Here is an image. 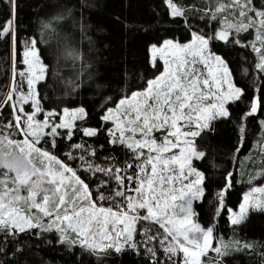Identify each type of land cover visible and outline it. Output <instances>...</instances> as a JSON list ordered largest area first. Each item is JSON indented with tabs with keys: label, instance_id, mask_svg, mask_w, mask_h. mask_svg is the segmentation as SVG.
<instances>
[{
	"label": "snow or ice",
	"instance_id": "6c2138e0",
	"mask_svg": "<svg viewBox=\"0 0 264 264\" xmlns=\"http://www.w3.org/2000/svg\"><path fill=\"white\" fill-rule=\"evenodd\" d=\"M0 2L7 6L0 40H10L13 66L12 81L0 99V118L5 108L11 110L10 118L0 123V234L4 239L34 229L38 234L54 232L57 243L69 250L82 249L101 262L131 251L145 255L148 264H224L233 252L254 248L250 243L223 239L214 246L215 224L202 226L194 207L204 200L208 178L193 162L207 156L197 141L207 143L216 122H231L234 107L246 103L245 88L237 86L228 61L211 50L213 41L241 45L242 33L252 36L251 40L244 36L247 43L242 46L256 53L253 68L257 75L246 110L235 117L239 121L235 151L244 147L249 119H257L264 132V119H258L264 116V0H214V6L199 17L215 22L211 35L192 30L188 8L165 0L168 15L183 18L190 40L166 39L159 46L151 45L149 63L155 68L161 60L163 71L147 79L142 88L120 87L125 84L123 76L114 81L116 97L103 96L100 102V127L85 126L90 114L83 105L45 110L39 91L49 78V65L38 44L48 43L46 33H56L54 24L67 22L78 28L81 41L93 51L95 42L87 23L92 5L76 0L75 8L65 6L63 12L41 21L39 38L20 41L19 0ZM57 37L65 57L82 62L77 78L65 82L75 91L92 65L83 51L68 45L67 37L59 33ZM243 71L247 75V69ZM92 77L88 72V80ZM77 134L83 138L106 135L107 143L125 149L129 159L122 165L111 158L105 165L97 164L98 150L86 139L70 143L65 159L57 156V141H72ZM256 147L264 157V141L258 140ZM73 161L79 162L75 168ZM81 172L94 178V186ZM261 178L264 159L260 170L249 175V190L234 211L225 203L234 180L228 172L224 186L215 193L213 218L226 212L229 223L239 226L251 213H264V186H253Z\"/></svg>",
	"mask_w": 264,
	"mask_h": 264
},
{
	"label": "trees",
	"instance_id": "16d2710c",
	"mask_svg": "<svg viewBox=\"0 0 264 264\" xmlns=\"http://www.w3.org/2000/svg\"><path fill=\"white\" fill-rule=\"evenodd\" d=\"M87 2L92 5L87 23L90 26L89 35L95 42L94 50L90 52L86 41H81L77 27L67 22H61V25L54 24L56 33H46L49 37L48 43L38 44L44 62L49 65V78L39 85V91L41 104L45 109L60 111L64 107L83 105L90 114V120L85 126L100 127L99 116L102 115L100 102L103 96L116 97L117 92L114 89L118 85L114 81H119L123 76L125 84L120 87L133 89L144 87L147 79L153 78L163 70L161 61H157L155 68L149 63L151 44L161 43L167 38L186 42L190 40V35L183 18H172L168 15L165 0H87ZM176 2L189 9L188 23L192 25V30L213 34L215 22L206 23L199 17L203 16L205 10L214 6V0H176ZM65 6L75 8L76 0H19V40L23 41L29 36L39 38L41 21H48L54 15L63 12ZM6 7V4L0 2V22L4 18ZM57 33L61 37L68 38V45L83 51L85 60L92 65V68L80 77L84 83L75 91H72L65 82L77 78L82 62L74 63L71 58L65 57L64 45L58 39ZM244 36H247L248 40L252 39V36L242 33L241 45L225 44L219 41H213L211 45L212 51L220 53L228 61L237 86L245 88L247 96L244 105L238 104L234 107V119L231 122H216L215 131L206 137L208 142L197 141L198 148L205 150L207 156L204 160L195 161V165L204 171L208 178L205 182L206 194L203 202L194 204L199 213L198 220L204 226L215 224L217 231H222L225 235L232 232L233 226L229 223L226 212H221L219 216L213 218L212 213L216 208L215 193L224 186L226 174L232 172L233 187L228 191L225 203L228 207L237 209L242 202L243 194L249 190L250 185L247 183L249 175L260 170L261 160L264 159L256 147L258 140L264 141V132L257 123V119H249L244 147L239 153L235 151L238 143L236 125L239 123L235 117H239L246 110V104L252 96L253 80L257 75L253 68L256 53L251 48L242 46L247 43V40L243 39ZM17 47L19 51V43ZM16 67L18 69L23 67L19 57H17ZM12 68L10 40L5 38L0 40V99H3L12 81ZM244 69H247V75L244 74ZM88 72L93 73L91 80L87 78ZM98 85L101 87H97ZM110 88L113 90L110 91ZM10 112L9 108L3 110L0 123L10 118ZM258 119H264V116H259ZM107 126L110 127V125ZM83 139L97 148L98 157L95 159L97 164L105 165L107 158H111L122 165L129 159L125 149L107 143L106 135L83 138L77 134L72 141L59 139L57 148L54 150L55 154L65 159V154L69 150L68 145L81 142ZM100 145H103L102 150ZM42 146L50 149L49 144ZM70 163L75 168L79 162ZM79 174L90 184V187L94 186L93 177L84 172ZM263 181L264 178L258 179L253 182V186ZM210 200L211 204H209ZM258 215L261 216L264 213H258ZM38 232L39 230L34 229L9 236L7 239L0 234V264H148V258L145 255H135L131 251L113 255L101 262L82 249L69 250L66 245L57 243L58 234L54 232L39 234ZM236 234L241 240L256 238L259 243L252 254L237 253L227 257V260L231 264H264L262 259L264 237L256 233H251L252 236L241 234L238 230Z\"/></svg>",
	"mask_w": 264,
	"mask_h": 264
},
{
	"label": "rangeland",
	"instance_id": "374dc122",
	"mask_svg": "<svg viewBox=\"0 0 264 264\" xmlns=\"http://www.w3.org/2000/svg\"><path fill=\"white\" fill-rule=\"evenodd\" d=\"M167 39L176 40L174 38H167ZM179 42H181V41H179ZM186 42H188V41H186ZM161 43H153V44H156V45L159 46ZM181 43H185V42H181ZM153 44H151V45H153ZM215 53H217V52H215ZM217 54L221 55L220 53H217ZM159 61H161V60H159ZM162 64H163V62H162ZM163 68H164V65H163ZM68 108H75V107H68ZM26 110H29V109L26 108ZM45 110H54V109H45ZM55 111H58V110H55ZM40 118L43 119V116H41ZM110 127H111V125H110ZM193 164H194V166L198 170L201 171V169H199L195 165V161L193 162ZM254 186H264V181L262 183H258L256 185H254ZM233 210L234 211H238V208L237 209H233ZM263 218H264V215L259 216L258 215V212L251 213L250 216H249V218H248V220L245 223H243V224H241L239 226H233V228L231 230L232 232H230L229 235H225L222 231H217V229L215 228V233L214 234L217 237V241H214V246L218 242L219 239H223L225 241L237 240V241H240L242 243H250V244H253L254 245V248L247 249V250L241 251V252H233L230 256L235 255L237 253H249V254H252L253 251L256 248V245L259 243L258 240L256 238H253V239H250V240H241L237 236L236 231L238 230L241 234H249V235H251V233H256L258 236L264 237V219ZM198 222L201 223L199 220H198ZM257 223H259V225H257ZM201 225L204 226L202 223H201ZM204 227H209V226H204ZM209 255H210V257H214L215 256L214 253H209ZM224 264H231V262H229L227 260V257L224 258Z\"/></svg>",
	"mask_w": 264,
	"mask_h": 264
}]
</instances>
